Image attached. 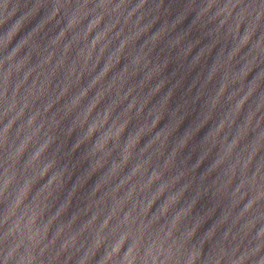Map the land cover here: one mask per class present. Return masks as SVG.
<instances>
[{
  "label": "water",
  "instance_id": "95a60500",
  "mask_svg": "<svg viewBox=\"0 0 264 264\" xmlns=\"http://www.w3.org/2000/svg\"><path fill=\"white\" fill-rule=\"evenodd\" d=\"M0 264H120L1 90Z\"/></svg>",
  "mask_w": 264,
  "mask_h": 264
}]
</instances>
